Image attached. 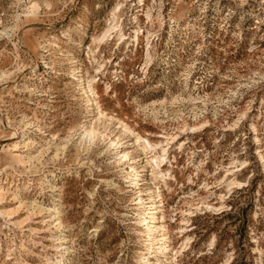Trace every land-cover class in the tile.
<instances>
[{
  "label": "rangeland",
  "instance_id": "1",
  "mask_svg": "<svg viewBox=\"0 0 264 264\" xmlns=\"http://www.w3.org/2000/svg\"><path fill=\"white\" fill-rule=\"evenodd\" d=\"M0 264H264V0H0Z\"/></svg>",
  "mask_w": 264,
  "mask_h": 264
}]
</instances>
